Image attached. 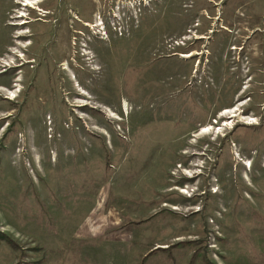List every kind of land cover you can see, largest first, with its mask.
Listing matches in <instances>:
<instances>
[{"label":"rangeland","instance_id":"374dc122","mask_svg":"<svg viewBox=\"0 0 264 264\" xmlns=\"http://www.w3.org/2000/svg\"><path fill=\"white\" fill-rule=\"evenodd\" d=\"M0 264H264V0H0Z\"/></svg>","mask_w":264,"mask_h":264},{"label":"clouds","instance_id":"9594fccd","mask_svg":"<svg viewBox=\"0 0 264 264\" xmlns=\"http://www.w3.org/2000/svg\"><path fill=\"white\" fill-rule=\"evenodd\" d=\"M139 6L141 5V3L138 4ZM143 6H148V3H143ZM131 7V11L129 8H127V6H124L122 4H116L115 6H113V9L111 10L110 13H107L104 18L102 19H98L95 20V24L96 27H101L102 30L105 32V34L108 36L109 35H116V33L120 30H122L121 28H123L126 25V20L130 19L132 16H134L136 14V10L134 9V7L132 8V5H130ZM139 9V8H138ZM99 22V23H98ZM90 28V31L88 32L90 35H93L95 38L99 37V32H93V28L94 26H88ZM95 28V27H94ZM96 29V28H95ZM84 37V36H83ZM90 41V37L86 36L84 42H81V46H83V44H85V46H83L81 49H86V43ZM83 53V55H85L86 59H87V55L85 54V52L81 51Z\"/></svg>","mask_w":264,"mask_h":264},{"label":"bare ground","instance_id":"6f19581e","mask_svg":"<svg viewBox=\"0 0 264 264\" xmlns=\"http://www.w3.org/2000/svg\"><path fill=\"white\" fill-rule=\"evenodd\" d=\"M30 1V0H29ZM26 6H28V7H30L29 5H26ZM99 6V5H98ZM38 9H39V7H38ZM40 10V9H39ZM18 17H22L23 19H27V17H26V15L25 16H22V15H20L19 14V16ZM21 21H22V19H21ZM21 21H20V23L17 25V26H21V24H24L25 22H22L21 23ZM227 30V29H226ZM228 31V30H227ZM229 32V31H228ZM66 34V33H65ZM19 38H23V35H20L19 36ZM62 45V44H61ZM13 98V97H12ZM227 109V108H226ZM231 109V108H230ZM237 109V108H236ZM235 111V110H234ZM238 111V110H237ZM239 114H231L230 115V112H228L227 110H225V111H223V113L220 115V118H224V116H227V115H229L230 116V119H233V118H236V117H239L240 116V112H238ZM222 121V120H221ZM243 121V120H242ZM212 126V125H211ZM225 127H226V125H225ZM208 126H206V127H202V129H201V134L202 133H208L209 131H211L212 130V128H208ZM231 128V127H230ZM251 166V165H250ZM175 189H176V187H175ZM183 192H185L184 190H182ZM179 192V191H178ZM180 193V192H179ZM181 194V193H180Z\"/></svg>","mask_w":264,"mask_h":264},{"label":"built area","instance_id":"2783aa9c","mask_svg":"<svg viewBox=\"0 0 264 264\" xmlns=\"http://www.w3.org/2000/svg\"><path fill=\"white\" fill-rule=\"evenodd\" d=\"M119 32H121V30H120ZM181 43H183V42H182V41H180V42L178 43V41H175V43H174V44H181Z\"/></svg>","mask_w":264,"mask_h":264}]
</instances>
